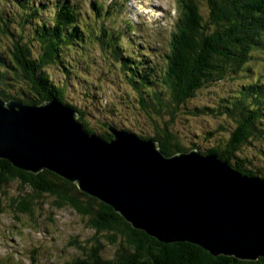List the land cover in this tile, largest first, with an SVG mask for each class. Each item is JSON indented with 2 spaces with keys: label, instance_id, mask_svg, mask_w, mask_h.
Here are the masks:
<instances>
[{
  "label": "rangeland",
  "instance_id": "obj_1",
  "mask_svg": "<svg viewBox=\"0 0 264 264\" xmlns=\"http://www.w3.org/2000/svg\"><path fill=\"white\" fill-rule=\"evenodd\" d=\"M96 1L103 2V7H106L115 0ZM193 1L206 20V0ZM27 4L29 9L35 11L33 7H36L39 10V14L35 16L37 22H48L51 19L55 0H28ZM111 8L114 9L109 13V21L105 26L110 28L113 35L117 33L120 36L116 41L124 49L121 58L128 63L141 62L155 68L152 72L160 78L163 54L167 50L169 35L176 22L178 0H116ZM25 10L19 0H0V50L6 54L13 39L19 38L20 43L29 49L30 56L35 58L40 52L39 44L33 37L37 24L28 20ZM82 17L87 18L92 28L100 26L88 2L83 6ZM4 27L8 28L10 35L2 31ZM259 39V49L256 45L248 47L247 54L248 57L251 56L245 62L246 65L235 71L229 70L219 80L205 83L194 92V97H189L178 105L173 103V115L164 112L157 123H160L159 127L166 124L187 152L195 148L200 155L218 157L240 174L243 173L235 169L236 164L242 170H251L252 175H243L264 179V93L260 97L261 101H257L259 97L254 99L260 94L257 91L253 94L254 97L238 98L237 94L244 86L264 84L262 30L259 32ZM86 53L89 57L82 54L85 58L83 61L74 52V46L64 50L61 60L69 71L67 74L59 65L42 68L48 80L62 89V100L75 106L83 114L82 121L96 135L100 132L109 133L107 127L102 125L105 123L139 136H154L156 127L149 116L133 103L134 92L123 78V71L119 70L120 63L112 67L109 60H103V55L94 46ZM14 85L20 89L24 83L16 82ZM151 88L168 98L167 90L161 86L154 85ZM19 89H5L9 94L0 97L6 101L34 104L33 98L22 95L26 99L23 100ZM233 101L236 106L243 105L247 110L258 111L259 117L244 118L240 129H237V113L233 116L232 112ZM234 126V133L241 131L239 139L232 138ZM236 143L242 144L229 155L228 151L234 150ZM0 160L8 161L5 158ZM31 194V190L22 186L16 178H10L2 188L0 264H67L70 261L76 262V259L117 263V252L122 241L120 236L117 235V240L111 243L107 233L96 234L87 223L86 216L69 206H56L55 198L47 192L32 194L28 212L16 211L10 203L13 197L21 200L22 196L27 198ZM93 247H96V257L91 259L89 254Z\"/></svg>",
  "mask_w": 264,
  "mask_h": 264
},
{
  "label": "trees",
  "instance_id": "obj_2",
  "mask_svg": "<svg viewBox=\"0 0 264 264\" xmlns=\"http://www.w3.org/2000/svg\"><path fill=\"white\" fill-rule=\"evenodd\" d=\"M19 1L21 7L26 9L28 20L37 24L33 37L39 44L40 52L32 58L29 49L20 43L19 38L13 39L6 54L0 50V95L9 94L5 89L17 91L19 88L14 84L19 82L24 83L18 90L23 100L26 99L22 95L35 99L34 104L52 98L66 104L64 99L62 100V89L48 80L42 68L59 65L67 74L69 71L61 60L64 50L74 46V52L85 61L82 54L89 57L86 52L94 46L103 55V60H109L112 67L120 63L119 70L123 71V78L134 92L133 103L149 116L156 127L154 136L134 134L142 140L156 141L159 150L166 156L187 150L177 142L166 124L159 127L160 123L157 121L162 119L164 112L172 116L174 104L178 105L185 99L194 97V92L205 83L219 80L229 70L235 71L246 65L245 62L251 56L248 57V47L256 45L259 49V32L262 30L264 34V0H206V20L199 13L193 0H178L174 30L169 35L160 78H157L152 72L155 68L141 62L128 63L121 58L124 49L116 41L120 36L117 33L113 35L110 28L105 26L109 21V13L114 9L111 6L116 0L108 3L106 7H103V2L96 0H55L54 11L48 22H37L35 16L39 14V10L33 7L36 13L29 9L28 0ZM87 2L93 16L100 23L98 27L92 28L87 18L82 17L83 6ZM112 29L114 31V28ZM2 31L10 35L7 27L2 28ZM154 85L167 90L168 98L151 88ZM256 91L260 94L254 97ZM263 93L264 84H250L244 86L237 94L238 98L259 97L257 101H261ZM66 105L77 111V119L83 130L90 134L94 133L86 122L82 121L83 114L75 106ZM232 112L233 116L237 113L235 120V126L238 124L237 129H240V123L244 118L260 115L256 110H247L245 106L235 104ZM102 125L107 127L105 123ZM98 136L106 140L111 138L109 133L103 132L98 133ZM240 136L241 131H236L232 138L239 139ZM241 144L236 143L234 150H229L228 154H233ZM234 167L243 174L252 175L250 169L242 170L238 164ZM10 178L18 179L22 186L31 190L32 194L47 192L55 198L56 206H69L75 212L86 216L87 223L97 232L96 234L107 233L111 243L117 240V235L120 236L122 241L117 252L116 264H264V257L253 261L232 256H214L190 242L159 241L143 230L133 228L108 204L80 191L75 183L48 169L32 173L12 166L7 160H0V194ZM32 194L27 198L22 196L21 200L13 197L10 203L16 211L28 212L33 199ZM95 249L96 247H93L89 254L91 259L96 257ZM74 261L76 262L70 261L67 264H113L98 259L94 262L79 259Z\"/></svg>",
  "mask_w": 264,
  "mask_h": 264
},
{
  "label": "water",
  "instance_id": "obj_3",
  "mask_svg": "<svg viewBox=\"0 0 264 264\" xmlns=\"http://www.w3.org/2000/svg\"><path fill=\"white\" fill-rule=\"evenodd\" d=\"M85 132L70 106L0 97V158L24 171L48 169L162 241L197 244L214 256L264 257V179L214 155L165 156L154 140L107 125Z\"/></svg>",
  "mask_w": 264,
  "mask_h": 264
},
{
  "label": "bare ground",
  "instance_id": "obj_4",
  "mask_svg": "<svg viewBox=\"0 0 264 264\" xmlns=\"http://www.w3.org/2000/svg\"><path fill=\"white\" fill-rule=\"evenodd\" d=\"M119 130L128 131V130H125V129H119ZM155 142H156V141H155ZM156 143H157V142H156ZM157 150L160 151L159 148H158V145H157ZM160 152H161V151H160ZM161 153H162V152H161ZM181 153H184V152H181ZM162 154H163V153H162ZM176 154H177V153H176ZM173 155H174V154H173ZM165 156H166V155H165ZM170 156H172V155H170Z\"/></svg>",
  "mask_w": 264,
  "mask_h": 264
}]
</instances>
